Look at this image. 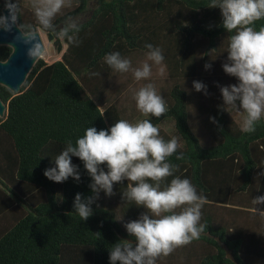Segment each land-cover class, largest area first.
<instances>
[{"label": "trees", "instance_id": "16d2710c", "mask_svg": "<svg viewBox=\"0 0 264 264\" xmlns=\"http://www.w3.org/2000/svg\"><path fill=\"white\" fill-rule=\"evenodd\" d=\"M90 1L73 0L65 16L82 13ZM209 3L97 0L90 17L80 23L78 47L62 39L60 58L38 60L19 94L0 86L7 105L0 118V264H109L108 248L128 238L123 223L137 219L144 209L121 200L127 181L115 184L111 197L101 192L93 215L81 221L73 213L75 195L92 194L83 162L72 157L79 183L72 177L56 183L43 173L55 166L53 159L65 142H75L87 127L108 129L118 119L143 118L132 94L147 81L114 72L103 57L118 51L138 66L146 43L163 50L165 74L161 77L159 66H153L151 82L169 107L164 116L151 120L165 140L180 138L178 152L183 151L185 160L175 155L170 160L180 165L176 174L190 179L207 197L201 219L205 232L218 236L238 264H264V217L252 204L264 195V176L258 177L264 168H257L264 166V120L254 134H244L238 117L218 108L223 101L217 84L237 81L222 69L228 33L221 26L220 9L208 8ZM3 6L0 0V14ZM23 9L20 0V13ZM63 19L58 17L57 23ZM262 25L264 20L256 22L257 29ZM61 47L56 44V51ZM8 51L0 46V59ZM206 63L211 69L205 70ZM89 71L101 75L89 77ZM193 81L203 82L209 95L195 91ZM259 207L264 210V205ZM158 264L234 262L202 234Z\"/></svg>", "mask_w": 264, "mask_h": 264}, {"label": "clouds", "instance_id": "9594fccd", "mask_svg": "<svg viewBox=\"0 0 264 264\" xmlns=\"http://www.w3.org/2000/svg\"><path fill=\"white\" fill-rule=\"evenodd\" d=\"M27 4L34 22H20V0H4L8 14H0V30L11 32L13 27L19 30L15 40L27 46L29 60L35 63L46 55L41 32L79 46L80 21L65 16L73 0H27ZM207 7L220 9L221 26L228 33L224 51L227 57L222 69L237 81L227 86L217 84L223 101L218 108L238 117L241 133L254 134L257 125L264 120V25L256 27L257 21L264 20V0H210ZM58 17H64L59 24ZM144 47L147 51L138 66H133L131 59L118 51L103 57L114 72L131 73L136 82L147 81L132 94L136 110L143 118L135 122L118 119L108 129L87 127L75 142L71 139L65 142L53 159L55 166L43 173L56 183H63L69 177L79 183L81 175L72 157L83 162L91 178L88 186L92 194L75 195L73 213L81 221L93 215L92 205L100 199L101 192L111 197L116 194L114 185L127 181L121 200L144 211L137 219L123 223L128 238L119 239L108 248L109 264H158L178 248L198 240L206 228L201 223L202 209L208 202L206 195L202 189L198 192L190 179L177 175L180 165L170 160L173 155L178 161L185 160L183 151L178 152L180 138L173 135L165 140L159 126L152 123V117L159 119L169 111L164 96L151 82L153 66H159L158 74L164 76L165 57L160 47L151 43ZM204 67L209 70L212 65L206 63ZM87 75L94 77L101 73L89 71ZM193 88L209 95L203 82L193 81ZM210 120L218 124L214 117ZM259 176H264V171L259 172ZM252 204L256 206L254 212L264 217V210L259 207L264 205V195L253 198Z\"/></svg>", "mask_w": 264, "mask_h": 264}, {"label": "water", "instance_id": "95a60500", "mask_svg": "<svg viewBox=\"0 0 264 264\" xmlns=\"http://www.w3.org/2000/svg\"><path fill=\"white\" fill-rule=\"evenodd\" d=\"M1 13L7 15L8 10L3 6ZM18 33L19 30L16 27H13L11 32L0 30V46H7L11 49L5 59H0V86L8 89L12 95H17L21 92L22 86L37 63L26 57L27 46L15 40V36ZM48 39L50 40L51 37L48 36ZM41 42L43 43L42 39ZM6 107V102L0 96V118L5 117ZM203 235L213 238L224 250V256L233 261L234 264H238L232 250L218 236L210 232H204Z\"/></svg>", "mask_w": 264, "mask_h": 264}, {"label": "rangeland", "instance_id": "374dc122", "mask_svg": "<svg viewBox=\"0 0 264 264\" xmlns=\"http://www.w3.org/2000/svg\"><path fill=\"white\" fill-rule=\"evenodd\" d=\"M21 4L23 6H28L27 0H21ZM96 4H97V0H91L88 3L85 11H83L82 13H80L76 16H72V17L78 18L80 23L86 21L90 17L92 8H94L96 6ZM42 39H43V43H44L45 48H46V55L42 59L46 63H51L52 61L59 59L62 52L65 50V44L62 42V39H60V38L58 39V41L62 45L60 52L56 51V47L53 46L52 43H49L44 35H42Z\"/></svg>", "mask_w": 264, "mask_h": 264}, {"label": "flooded vegetation", "instance_id": "af4514ba", "mask_svg": "<svg viewBox=\"0 0 264 264\" xmlns=\"http://www.w3.org/2000/svg\"><path fill=\"white\" fill-rule=\"evenodd\" d=\"M24 7V9H23V13H20V22H24V23H29V22H34V19H33V16H32V13H31V11H30V9H29V7L28 6H23ZM2 14V13H1ZM30 16V17H29ZM32 16V17H31ZM29 19H31V20H29ZM59 24V23H58ZM60 26H62V25H60ZM42 35H44L45 37H46V39L48 40V42L49 43H52L53 44V46H55L56 47V44L57 45H60L61 43L58 41V39L59 38H57L56 36H54L53 34H50V33H47V32H41L40 33V36H41V39H42ZM48 36H50L51 37V39L49 40L48 39ZM42 41H43V39H42ZM44 44V43H43ZM4 47H6L9 51L7 52V55H5V57L3 58V59H5L7 56H8V54H9V52H10V48L9 47H7V46H4Z\"/></svg>", "mask_w": 264, "mask_h": 264}]
</instances>
